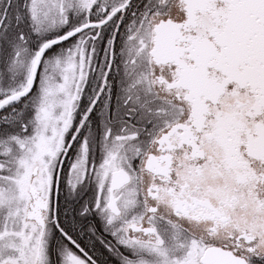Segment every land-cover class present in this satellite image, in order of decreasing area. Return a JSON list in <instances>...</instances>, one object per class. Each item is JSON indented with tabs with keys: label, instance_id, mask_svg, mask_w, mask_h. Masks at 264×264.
<instances>
[{
	"label": "snow or ice",
	"instance_id": "6c2138e0",
	"mask_svg": "<svg viewBox=\"0 0 264 264\" xmlns=\"http://www.w3.org/2000/svg\"><path fill=\"white\" fill-rule=\"evenodd\" d=\"M0 264H264V0H0Z\"/></svg>",
	"mask_w": 264,
	"mask_h": 264
}]
</instances>
